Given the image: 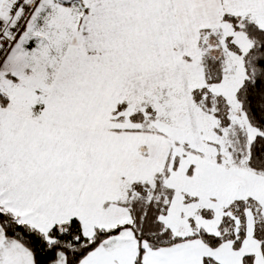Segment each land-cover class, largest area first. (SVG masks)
Here are the masks:
<instances>
[{
    "label": "snow or ice",
    "instance_id": "1",
    "mask_svg": "<svg viewBox=\"0 0 264 264\" xmlns=\"http://www.w3.org/2000/svg\"><path fill=\"white\" fill-rule=\"evenodd\" d=\"M0 264H264V0H0Z\"/></svg>",
    "mask_w": 264,
    "mask_h": 264
}]
</instances>
